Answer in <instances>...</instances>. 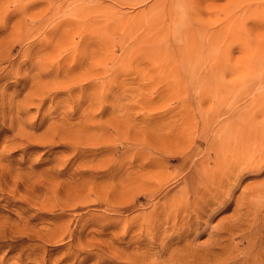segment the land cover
I'll list each match as a JSON object with an SVG mask.
<instances>
[{
    "label": "rangeland",
    "instance_id": "1",
    "mask_svg": "<svg viewBox=\"0 0 264 264\" xmlns=\"http://www.w3.org/2000/svg\"><path fill=\"white\" fill-rule=\"evenodd\" d=\"M263 113L264 0H0V264H264Z\"/></svg>",
    "mask_w": 264,
    "mask_h": 264
},
{
    "label": "bare ground",
    "instance_id": "2",
    "mask_svg": "<svg viewBox=\"0 0 264 264\" xmlns=\"http://www.w3.org/2000/svg\"><path fill=\"white\" fill-rule=\"evenodd\" d=\"M9 6V5H8ZM5 18V17H4ZM3 18V19H4ZM6 19V18H5ZM251 115V114H250ZM263 116H264V113H263ZM250 117V116H249ZM246 118V117H245ZM247 119V118H246ZM20 124V123H19ZM249 124V122H248ZM258 124V123H257ZM245 126V125H244ZM253 127V126H252ZM262 128V127H261ZM249 128L247 127L246 129H244V132H241L242 134L238 136L239 138V143L240 145L243 147L244 146V143L243 142H246L247 139H251L250 136H252L254 133L252 132V129H251V132L253 133L252 135L250 134L249 131H247ZM255 129V128H253ZM263 129V128H262ZM262 129L259 130H256L255 133V140L257 139L258 143H259V140L261 141H264V133H261ZM221 132V131H220ZM223 132V131H222ZM203 133V132H202ZM209 134V132H207ZM206 133V134H207ZM212 133V132H211ZM230 133V132H229ZM233 133H236L235 131ZM238 133V132H237ZM246 133V134H245ZM261 133V134H259ZM222 134V133H221ZM239 134V133H238ZM250 134V135H249ZM214 135V134H213ZM218 135V134H217ZM225 135V134H224ZM230 135V134H229ZM209 136V135H208ZM212 136V135H211ZM220 136V135H219ZM236 137V135H235ZM261 137V138H260ZM207 138V137H206ZM220 138V137H219ZM224 138V137H223ZM233 138V137H231ZM237 138V137H236ZM209 139V138H208ZM217 139V138H216ZM227 139V138H226ZM224 138L223 141L226 140ZM235 139V138H234ZM207 140V139H206ZM220 140V139H219ZM208 141V140H207ZM234 142H236V140H234ZM249 142V141H248ZM247 142V143H248ZM255 142V141H254ZM249 143H252V141H250ZM205 144V143H204ZM209 144V143H208ZM223 145V144H222ZM228 146L231 145L230 143L227 144ZM247 145V144H246ZM245 145V146H246ZM249 145L247 146V150L249 148ZM190 146V145H189ZM209 146V145H208ZM206 146V148L208 147ZM235 146V144H234ZM211 147V146H210ZM222 147V146H221ZM226 147V146H225ZM242 147L239 146V144H237L235 147L232 146L231 149H227L225 150H222V151H219V156L216 158V156L213 154V153H210V151L213 149V147L211 149H209L210 151L207 152L206 158L208 159H212V158H209L211 154H213L215 156V159L213 160L214 162L213 163H210L209 161H205L206 163L208 162L209 164H205L202 163V169H204L203 172L199 171L198 173L194 172V174L196 175H192L188 181V187H187V191H186V194H185V198H179L177 199L176 197V200H175V203H172L171 204H177V208H181L183 206L184 203L186 202H189L191 199L192 201L195 202L196 205L199 206V210L202 212V211H206V209L208 208H211V207H214L216 206V203L215 201H221L222 200V195H223V190L226 189L228 186L232 187L233 189V186H234V183L236 181H239L240 177L242 176V174L240 173V171L237 169V165H239L238 163V160H236L238 157L242 156L241 158H245L248 154V151L247 150H244V148L242 149ZM217 149V146L214 147ZM229 148V147H228ZM190 149V148H189ZM207 149V151H208ZM264 149V148H263ZM214 150V149H213ZM201 151V150H200ZM260 151V150H258ZM257 151V152H258ZM262 151V150H261ZM260 151V152H261ZM224 152H229L228 155ZM216 153V152H215ZM218 153V152H217ZM216 153V154H217ZM250 153V152H249ZM259 153V152H258ZM262 155V153H260ZM205 155V153H204ZM212 155V156H213ZM218 155V154H217ZM251 155V153H250ZM254 155V154H253ZM189 156V155H188ZM237 157L236 159L234 157ZM264 157V153L262 155ZM259 157V156H257ZM204 158V159H206ZM252 158V157H251ZM202 159V160H204ZM260 159V158H258ZM257 160V159H256ZM254 161V162H257V161ZM211 161V160H210ZM264 161V160H263ZM190 162V161H189ZM202 162V161H201ZM240 162V161H239ZM248 162V161H247ZM251 162V161H250ZM263 163V162H262ZM196 164V163H195ZM253 165V164H251ZM240 166V165H239ZM249 166V165H248ZM245 167V166H243ZM243 167H242V170H243ZM195 168V167H194ZM199 168V167H198ZM246 171V170H244ZM244 173V172H243ZM252 173V171H251ZM243 177V176H242ZM198 184V185H197ZM230 187V188H231ZM259 193V192H258ZM229 198H230V194L228 195ZM171 200V199H170ZM173 200V199H172ZM225 202H227L229 199H224ZM168 203V202H167ZM223 203V202H222ZM221 203V205H222ZM202 204V205H201ZM224 204V203H223ZM225 204H228V203H225ZM221 208H224L226 207L224 205L223 206H220ZM220 208V209H221ZM165 210V208H164ZM177 212V211H176ZM175 212V213H176ZM176 215V214H175ZM177 216L178 215V212H177ZM197 216H202L201 213H197ZM171 218V217H169ZM174 218V217H173ZM172 218V221H175L177 219H179V217H176L175 220H173ZM168 219V218H167ZM166 219V220H167ZM168 221V220H167ZM171 221V222H172ZM181 222H184V218H181L180 219ZM176 222V221H175ZM186 224V223H185ZM173 226V225H172ZM230 233V232H229ZM182 235V234H181Z\"/></svg>",
    "mask_w": 264,
    "mask_h": 264
}]
</instances>
